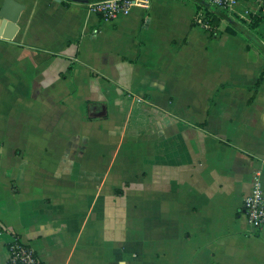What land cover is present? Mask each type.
I'll return each mask as SVG.
<instances>
[{
	"label": "crops",
	"instance_id": "obj_1",
	"mask_svg": "<svg viewBox=\"0 0 264 264\" xmlns=\"http://www.w3.org/2000/svg\"><path fill=\"white\" fill-rule=\"evenodd\" d=\"M220 13L0 0V264L15 238L42 264H264L243 209L255 171L264 191V54Z\"/></svg>",
	"mask_w": 264,
	"mask_h": 264
},
{
	"label": "built area",
	"instance_id": "obj_2",
	"mask_svg": "<svg viewBox=\"0 0 264 264\" xmlns=\"http://www.w3.org/2000/svg\"><path fill=\"white\" fill-rule=\"evenodd\" d=\"M208 5L222 11L232 20H236L235 15L243 19L245 25L249 22V16L257 14L250 6L244 7L241 12L237 9L241 0H203ZM257 3L258 9L264 0H250ZM134 3V0H103L94 3H86V5L95 13L104 19H113L120 14L128 11L129 7ZM259 11V10H258ZM222 22L229 25V22L223 18ZM209 27V26H208ZM243 209L251 227V231L257 232L264 226V191L260 181V171H255L251 179V188L248 195L243 201ZM7 262L8 264H42L35 251L24 243L22 240L15 238L10 241L7 246Z\"/></svg>",
	"mask_w": 264,
	"mask_h": 264
},
{
	"label": "trees",
	"instance_id": "obj_3",
	"mask_svg": "<svg viewBox=\"0 0 264 264\" xmlns=\"http://www.w3.org/2000/svg\"><path fill=\"white\" fill-rule=\"evenodd\" d=\"M219 16V18L218 17H213L212 18V23L214 24V25H216V24H218L219 23V21L221 20L220 19V16H221V18H224L226 15L225 14H223V12L222 13H220V14H218ZM249 22L247 23V27H248V29H249V31L255 36V37H257V38H259V39H261L263 42H264V37H261L257 32H256V30H255V27L257 26V24H258V22L260 21V19H261V15H260V13H257V14H255V15H250L249 16ZM228 27H230V26H228ZM228 30V32H231V33H233V32H235V30L232 28V27H230L229 29H227ZM247 41L250 43V44H253L250 40H248L247 39ZM263 54V53H262ZM263 75H264V73H263V71H261V73H260V75H259V78H258V81H257V83H256V85H255V89L256 88H258L260 85H261V83L263 82Z\"/></svg>",
	"mask_w": 264,
	"mask_h": 264
},
{
	"label": "water",
	"instance_id": "obj_4",
	"mask_svg": "<svg viewBox=\"0 0 264 264\" xmlns=\"http://www.w3.org/2000/svg\"><path fill=\"white\" fill-rule=\"evenodd\" d=\"M77 1L79 3H94V2H99L103 0H73ZM203 4L205 3L203 0H200ZM208 5V4H207ZM235 29L240 31L242 34H244L263 54H264V44L261 42L259 39H257L251 32H249L245 27L241 26L238 24L236 21L232 20L228 16L224 17Z\"/></svg>",
	"mask_w": 264,
	"mask_h": 264
},
{
	"label": "rangeland",
	"instance_id": "obj_5",
	"mask_svg": "<svg viewBox=\"0 0 264 264\" xmlns=\"http://www.w3.org/2000/svg\"><path fill=\"white\" fill-rule=\"evenodd\" d=\"M238 24H240V22L238 20H235ZM241 25V24H240Z\"/></svg>",
	"mask_w": 264,
	"mask_h": 264
}]
</instances>
